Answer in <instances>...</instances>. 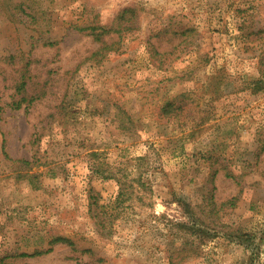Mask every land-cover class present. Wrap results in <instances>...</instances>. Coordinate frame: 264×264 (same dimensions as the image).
<instances>
[{
  "label": "rangeland",
  "instance_id": "obj_1",
  "mask_svg": "<svg viewBox=\"0 0 264 264\" xmlns=\"http://www.w3.org/2000/svg\"><path fill=\"white\" fill-rule=\"evenodd\" d=\"M23 1L0 14V264H264V0ZM125 8L94 58L85 27ZM99 163L131 180L110 236Z\"/></svg>",
  "mask_w": 264,
  "mask_h": 264
},
{
  "label": "trees",
  "instance_id": "obj_2",
  "mask_svg": "<svg viewBox=\"0 0 264 264\" xmlns=\"http://www.w3.org/2000/svg\"><path fill=\"white\" fill-rule=\"evenodd\" d=\"M25 2L23 0H0V14L7 15L8 19L11 22L16 23V21L12 18L13 15L19 17L20 12H24ZM29 8V6H26ZM137 17L135 15V11L130 8L121 9L116 14L115 18L108 26H90L85 27V29L90 30V34L97 40L102 43L100 49H98L94 53V58L105 57L111 51H116L119 48L120 42L114 41L110 44H104L102 41L103 35L108 33L120 34L122 32H126L129 30H134L136 25ZM47 43L51 46L53 43L47 41ZM155 55L163 56L161 53L153 50ZM261 72L262 78H264V72ZM27 82L25 80L24 75L21 76V81L18 86H15L14 94L17 96L14 100H12L7 105L12 110H19L24 102L27 101V105H31L38 97L31 96L28 100H26L25 94H23L26 89ZM91 157H98L97 152H91ZM138 160H144L142 157L137 158ZM17 163L20 165L29 164L28 161L18 160ZM91 169L93 174H97L103 180H113L117 185V192L113 195V197L109 198V200H102L99 193L93 192L91 188H88V212L91 217L94 219V223L97 225L99 229H101V234L106 236H110L112 227H113V219L119 214L121 209L123 208V203L126 199H129L130 194L126 191L127 182L131 181L130 179L123 178L120 174H118L117 170H112V168H108L106 164L103 163L94 164ZM183 207H187V204L182 203ZM50 243H62L67 244L68 246H72L73 242L65 237H56L51 240ZM52 248H48L45 251L34 252V254L39 255L42 253L51 252ZM21 256H25L26 254L22 253ZM169 264H174L173 262H169Z\"/></svg>",
  "mask_w": 264,
  "mask_h": 264
}]
</instances>
